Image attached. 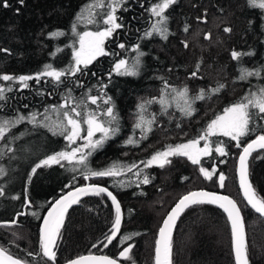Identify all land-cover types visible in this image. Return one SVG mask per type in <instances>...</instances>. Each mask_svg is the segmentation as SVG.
I'll return each mask as SVG.
<instances>
[{"label":"trees","instance_id":"trees-1","mask_svg":"<svg viewBox=\"0 0 264 264\" xmlns=\"http://www.w3.org/2000/svg\"><path fill=\"white\" fill-rule=\"evenodd\" d=\"M108 2L105 0L106 4ZM156 2L158 0H128L124 8L117 11L119 22L125 27L117 30L105 43L109 55L98 57L83 72L66 78L65 84L55 87L50 78H44L40 83L29 81L30 87L23 88L18 82L0 81V85L13 89L5 93V100L0 101V117L44 113L45 108L63 102L68 87L72 88V95L80 99L86 97L89 88L92 89L91 95H97L98 86L108 84L106 91L115 101L121 131L90 157V167L102 170L113 162L137 164L142 175L146 173L152 180L148 185L137 187L139 182L133 174L137 169H134L133 173L119 178L129 182V186L121 188L111 177L84 180L68 171L67 167L56 165L38 170L28 184L27 177L34 162L65 150L68 142L62 136H54L46 128H34L27 121L17 125L9 133V138L21 133L24 135L10 145L15 149L14 153L5 151L0 158V166L7 169V175L0 177V186L5 188V196L0 197V222L11 221L21 211L28 213L20 216L16 225L0 226V246L8 249L14 257L26 259L30 264H44L41 257L33 259L27 253H35L39 249L41 224L51 203L72 190L65 185L81 187L94 183L108 187L120 201L124 211L121 233H138L128 242L135 245L131 253L135 264H154L155 240L163 219L181 196L199 190L228 195L241 204L250 264H264V218L243 206L245 202L236 173L237 158L242 148H237L234 141L222 136L212 137L214 142H225L229 155L220 157L213 152L212 157L202 158L201 161L204 167L211 170L215 166L218 172L226 175L223 189L219 188L216 176L212 180L205 179L199 172V166L193 165L187 158L173 157L172 163L164 168H145L140 163L155 152L164 150L167 145L186 143L198 137L225 107L239 100L249 89L255 91L257 86L264 85V79L255 77L248 81L238 80L241 67L252 69L264 65V12L249 8L246 0H179L166 13L170 17L168 27L172 33L168 40L164 41L156 35L150 40H140L153 19L146 9ZM8 3L10 7H0V50H9L8 53L0 51V75H34L46 64H52L57 69L67 68L73 61L72 46L77 39L71 32V25L77 14L92 0H25L22 6L17 0H8ZM198 17L201 19L198 20ZM185 24L189 25L187 33L183 31ZM98 27L103 25L80 23L78 30L96 31ZM225 28L232 31L225 32ZM54 31L66 34L52 37L50 34ZM208 33H211L210 40L205 39ZM182 41L188 43L187 48ZM138 42L148 53L143 58L140 75L117 76L112 73L109 81L108 74L114 62L127 58L131 63L135 55L119 49L117 45L124 43L130 49ZM58 48L61 51L57 52ZM232 50L254 52L255 55L234 61ZM197 63H200V70L196 77H192ZM159 77L177 88L187 86L193 96L200 89H209L218 83L226 87L209 99L196 101V112L190 117L176 108L175 101H171L167 114H162L160 104L150 105L146 118H151L154 113L156 122L147 139L140 140V130L134 128L137 105L144 100L159 99L163 87ZM76 81L83 87L76 86ZM88 108L96 109V105L89 103ZM48 115L56 119L51 111ZM130 137L140 140L138 146L125 143ZM247 140L243 138L242 145ZM5 142H0V147ZM203 144L201 141V147ZM13 156L14 159L11 158ZM259 156L264 157V151H260ZM256 157L257 153H253L250 161L251 180L260 195L264 196V159ZM221 160L227 162L220 163ZM73 175H77L76 181L72 180ZM17 195L19 200L12 199ZM26 198L32 201L30 208L23 206ZM33 211L37 216L31 215ZM113 218L114 208L110 199L105 197H84L81 205L70 208L62 229V239L58 242L57 264L89 254L106 255L123 264H131L119 257L126 245L117 241L107 247H92L103 239ZM173 242V264H235L226 214L215 205L189 208L177 221Z\"/></svg>","mask_w":264,"mask_h":264},{"label":"snow or ice","instance_id":"snow-or-ice-1","mask_svg":"<svg viewBox=\"0 0 264 264\" xmlns=\"http://www.w3.org/2000/svg\"><path fill=\"white\" fill-rule=\"evenodd\" d=\"M22 6L25 0H17ZM128 0H109L106 4L105 0H92V3L86 4L80 13L75 17V22L71 25V32L77 39L73 43V61L65 69H57L52 64H46L42 70L34 75L14 76L10 74L0 75V81L18 82L23 88H29V81L40 83L44 78H50L55 87H59L66 83V78H70L81 73L88 68L93 61L98 57L109 55L106 51L105 43L113 37L117 30L122 29L125 25L117 16V11L124 8ZM179 0H158L151 4L146 11L153 18L150 22V28L143 31L140 40H150L154 35L159 36L162 40L167 41L172 33L169 30L170 17L166 13L176 5ZM249 8L260 9L264 12V0H246ZM143 7V5H141ZM0 7H10L8 0H0ZM100 10V11H98ZM127 10V9H125ZM18 11V10H17ZM201 19L200 17L197 18ZM204 22H206V14ZM87 23L89 25H103L98 27L96 31H80L78 25ZM139 31V30H138ZM183 31H189V25L185 24ZM225 32L230 33L231 28H225ZM63 31H54L50 35L52 37L64 36ZM205 39H211V33L205 35ZM185 48L188 47L186 41H182ZM78 45V46H77ZM119 49H124L135 53L131 63L127 58H121L114 62L111 72H109V81H111L112 73L117 76H139L143 66V58L148 54L142 50L141 44L138 42L130 49L126 48L124 43L117 45ZM8 53V49H2ZM61 49H57V52ZM55 55V53H53ZM116 55V53H112ZM254 52L231 51V58L234 61H240L243 56H253ZM202 63V62H201ZM200 70V63H197L196 70L191 73L192 77H196ZM95 75V73H93ZM264 79V65L256 68L239 69L238 80L248 81L250 78ZM163 81L161 88V96L159 99L153 98L144 100L137 105V120L134 125L135 129H139L141 136L140 140L147 139L148 134L152 131V127L156 122L155 114H151V118H146L148 107L154 103L161 106L162 114H167V110L171 107V101H175L176 108L184 116H192L196 112V101H203L211 98L212 95L220 93L226 86L218 83L215 87L209 89H200L196 95L190 94V89L187 86L177 88L168 83L163 77H159ZM76 86L83 87L79 81L75 82ZM108 84L101 83L98 86L97 95H91L92 89L87 90L88 94L84 98L77 99L72 95V88L68 87L66 94L63 96V102L59 105H52L45 108L44 113L32 112L28 115L17 113L12 117H0V142L3 143L0 147V158L8 153H14L15 149L10 145L15 140L20 139V136L12 135L9 138V133L17 125L26 121L34 128L43 127L48 129L54 136H62L67 142L65 150L54 152L46 155L30 168V174L27 177V183L31 184L32 177L38 174V170L51 168L53 166L67 167V170L76 173L83 177L84 180L92 178H113L116 186L124 188L129 186V182L120 177H124L127 173H133L136 177L137 187L140 184L148 185L152 182L148 174H143L139 170V165H124L120 162H113L109 167L102 170H96L90 167V157L120 131V117L116 109L115 101L107 94ZM11 87L0 85V101L6 99L5 93L11 92ZM50 94V93H49ZM171 98V99H169ZM102 102V103H100ZM96 105V109H89L88 104ZM27 107V105H25ZM86 110V111H85ZM49 111L55 114L56 119L53 120L48 115ZM43 116V119L40 117ZM86 126V127H85ZM179 126V125H177ZM227 137L230 141L235 142L237 148H242L237 158V178L239 189L242 193L244 207L250 208L259 217H264V196H261L251 180L250 161L253 159V153H257L256 158L264 159L259 156L260 151H264V85L257 86L256 90L249 89L248 92L239 100L225 107L221 114L215 116L202 130L201 134L186 143L176 145H167L164 150H160L151 155L146 161L140 163L145 168L157 166L164 168L172 163L173 157L187 158L193 165L199 166V172L207 180H212L216 176L219 188L225 187L226 175L223 172H218V169L213 166L211 170L202 165V158L212 157L213 152L220 157H227V145L224 141H213L212 137ZM254 136V138H252ZM248 140L242 145V139ZM140 140L130 137L126 140L128 145H137ZM83 141V143H78ZM201 141L204 142L201 147ZM215 144V147H213ZM11 158H15L14 156ZM226 160H221L220 163H226ZM7 175V169L0 166V177ZM142 176V178H141ZM77 175H73L72 180L76 181ZM184 179H187L185 177ZM72 188L65 195L55 199L47 211V215L43 217L42 227L39 236V249L37 252L29 251V257L39 256L43 259L44 264H57V252L59 249V241L62 239V229L65 226V219L68 211L74 205H81L84 197L95 196L105 197L110 199L114 208V218L111 222V227L104 234L102 240L98 244H93L92 247L111 245L113 241H117L122 245H126L119 253V257L123 260L130 261L135 264L131 255L135 245L128 243L132 241L135 234H122L121 227L124 220V211L117 196L109 190L108 187L90 183L81 187H73L72 184L65 185ZM27 192V189L25 190ZM143 194V193H141ZM5 196L4 186H0V197ZM12 199L19 200L20 196H13ZM215 205L222 209L226 214V220L230 228L232 253L235 264H250L248 257V242L245 227V218L242 213V206L237 200L228 195L209 192L204 190L190 191L181 196L171 210L167 213L159 227L157 238L154 246V264H173V232L176 228L177 221L181 216L194 206ZM24 208H30L32 201L25 199ZM28 213L21 211L16 214V218L11 221L0 222V226L9 227L16 225L20 216ZM31 215L37 216L35 211ZM39 218V217H38ZM119 237V240H118ZM0 264H30L26 259L14 257L8 249L0 246ZM66 264H119L117 259H113L106 255H81L74 259H69Z\"/></svg>","mask_w":264,"mask_h":264},{"label":"water","instance_id":"water-1","mask_svg":"<svg viewBox=\"0 0 264 264\" xmlns=\"http://www.w3.org/2000/svg\"><path fill=\"white\" fill-rule=\"evenodd\" d=\"M85 186V185H84ZM204 191H206V190H204ZM209 192H211V191H209ZM241 192V191H240ZM217 193V192H216ZM219 194H221V193H219ZM65 195V194H64ZM224 195V194H223ZM241 195H242V193H241ZM254 212V211H253ZM255 213V212H254ZM46 215H47V213H46ZM45 215V216H46ZM258 215V214H257ZM44 216V217H45ZM259 216V215H258ZM264 218V217H263ZM43 222V221H42ZM122 226H123V223H122ZM121 229H122V227H121ZM97 256H101V255H97ZM112 258V257H111ZM114 259V258H113ZM119 261V260H118ZM66 264V263H65ZM119 264H123L121 261H119Z\"/></svg>","mask_w":264,"mask_h":264},{"label":"bare ground","instance_id":"bare-ground-1","mask_svg":"<svg viewBox=\"0 0 264 264\" xmlns=\"http://www.w3.org/2000/svg\"><path fill=\"white\" fill-rule=\"evenodd\" d=\"M41 227H42V224H41Z\"/></svg>","mask_w":264,"mask_h":264}]
</instances>
